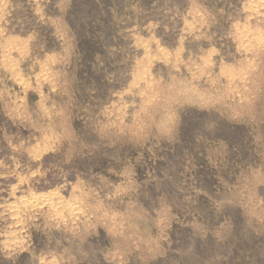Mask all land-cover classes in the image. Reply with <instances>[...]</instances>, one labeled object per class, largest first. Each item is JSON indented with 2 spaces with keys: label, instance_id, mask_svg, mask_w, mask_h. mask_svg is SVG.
Segmentation results:
<instances>
[{
  "label": "rangeland",
  "instance_id": "rangeland-1",
  "mask_svg": "<svg viewBox=\"0 0 264 264\" xmlns=\"http://www.w3.org/2000/svg\"><path fill=\"white\" fill-rule=\"evenodd\" d=\"M0 264H264V0H0Z\"/></svg>",
  "mask_w": 264,
  "mask_h": 264
}]
</instances>
